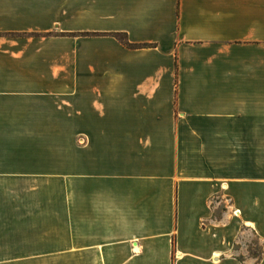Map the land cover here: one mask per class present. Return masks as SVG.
Wrapping results in <instances>:
<instances>
[{
  "label": "crops",
  "instance_id": "obj_1",
  "mask_svg": "<svg viewBox=\"0 0 264 264\" xmlns=\"http://www.w3.org/2000/svg\"><path fill=\"white\" fill-rule=\"evenodd\" d=\"M0 264H264V0H0Z\"/></svg>",
  "mask_w": 264,
  "mask_h": 264
},
{
  "label": "rangeland",
  "instance_id": "obj_2",
  "mask_svg": "<svg viewBox=\"0 0 264 264\" xmlns=\"http://www.w3.org/2000/svg\"><path fill=\"white\" fill-rule=\"evenodd\" d=\"M65 139V141H67V138H64ZM252 244H254V243H252ZM254 247V246H253Z\"/></svg>",
  "mask_w": 264,
  "mask_h": 264
}]
</instances>
